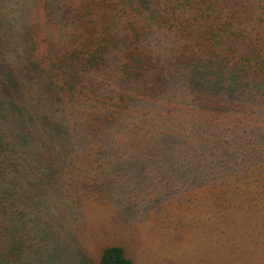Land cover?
I'll use <instances>...</instances> for the list:
<instances>
[{
	"label": "trees",
	"instance_id": "1",
	"mask_svg": "<svg viewBox=\"0 0 264 264\" xmlns=\"http://www.w3.org/2000/svg\"><path fill=\"white\" fill-rule=\"evenodd\" d=\"M45 1L42 46L34 28L0 48V264L53 232L36 221L49 184L70 202L98 186L70 161L82 153L136 156L156 138L206 184L264 173V123L237 107L264 104V0ZM97 264L132 262L110 246Z\"/></svg>",
	"mask_w": 264,
	"mask_h": 264
},
{
	"label": "rangeland",
	"instance_id": "2",
	"mask_svg": "<svg viewBox=\"0 0 264 264\" xmlns=\"http://www.w3.org/2000/svg\"><path fill=\"white\" fill-rule=\"evenodd\" d=\"M48 4L45 0H0V48L24 44L34 28L42 46L44 18L51 11ZM244 100L247 103L237 107L249 109L251 115L253 111L249 123L259 128L264 123L260 114L264 104L260 98L261 108ZM240 121L246 123L241 117ZM182 158L177 153L162 154L156 138L136 156L82 153L71 158L82 174L96 177L98 186L91 189L85 183L70 202L62 196V183L49 184L48 194L39 199L36 221L40 231L46 225L53 232L41 233L34 248L15 264H97L101 251L110 246L122 248L132 264H264V210L253 209L264 208V189L259 193L227 191V199L202 198L200 206L220 208L222 214L197 224L199 219L183 215L188 206L185 196L214 193L184 191V185L206 184L207 179L206 172L171 167ZM259 175L250 179L264 183V173ZM235 181L229 177L222 184Z\"/></svg>",
	"mask_w": 264,
	"mask_h": 264
},
{
	"label": "crops",
	"instance_id": "3",
	"mask_svg": "<svg viewBox=\"0 0 264 264\" xmlns=\"http://www.w3.org/2000/svg\"><path fill=\"white\" fill-rule=\"evenodd\" d=\"M183 188H187V190L184 191H190V192H199V193H214L211 194H205L203 196L200 195H188L185 196L186 204L188 203V206L185 210H182L183 215L186 217H195L196 219H199V222L197 224L204 223V221H207L208 217H218L222 214V209L220 208H214L210 207V205L206 206H200L198 202L200 203L202 198L203 200H220L222 198H230L229 196H224V192L227 191H234L237 189H246V192L249 191H262L264 189V183H251V184H192V185H184ZM259 193V192H257ZM214 195V196H212ZM232 198V197H231ZM207 204V203H206ZM198 205V206H197ZM253 209H262L260 207H256Z\"/></svg>",
	"mask_w": 264,
	"mask_h": 264
}]
</instances>
